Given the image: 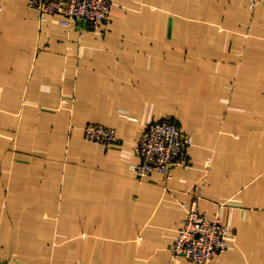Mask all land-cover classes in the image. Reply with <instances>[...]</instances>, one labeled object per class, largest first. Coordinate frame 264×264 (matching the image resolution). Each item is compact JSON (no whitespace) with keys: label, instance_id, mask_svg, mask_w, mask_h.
Returning a JSON list of instances; mask_svg holds the SVG:
<instances>
[{"label":"crops","instance_id":"crops-1","mask_svg":"<svg viewBox=\"0 0 264 264\" xmlns=\"http://www.w3.org/2000/svg\"><path fill=\"white\" fill-rule=\"evenodd\" d=\"M28 3L0 0V261L203 264L172 254L200 196L233 231L207 264H264V0H115L97 29ZM168 118L192 167L141 180L136 142Z\"/></svg>","mask_w":264,"mask_h":264},{"label":"built area","instance_id":"built-area-1","mask_svg":"<svg viewBox=\"0 0 264 264\" xmlns=\"http://www.w3.org/2000/svg\"><path fill=\"white\" fill-rule=\"evenodd\" d=\"M29 7L37 12L39 23L51 16H58L62 25L75 23L94 28L108 27L115 0H29ZM87 140L110 146L118 139L117 130L97 122L84 127ZM193 136L173 119H161L148 123L136 142L135 149L140 162L134 166L142 180L157 172L166 179L174 167L190 168V148ZM233 235L231 228L219 217H211L200 208V196L188 205L187 216L178 230L172 247L173 257H187L196 263H209L228 248ZM0 264H16L12 259Z\"/></svg>","mask_w":264,"mask_h":264},{"label":"rangeland","instance_id":"rangeland-1","mask_svg":"<svg viewBox=\"0 0 264 264\" xmlns=\"http://www.w3.org/2000/svg\"><path fill=\"white\" fill-rule=\"evenodd\" d=\"M175 259V257H173Z\"/></svg>","mask_w":264,"mask_h":264}]
</instances>
